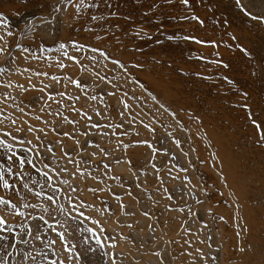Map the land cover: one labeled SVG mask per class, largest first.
Returning a JSON list of instances; mask_svg holds the SVG:
<instances>
[{
  "label": "rangeland",
  "instance_id": "rangeland-1",
  "mask_svg": "<svg viewBox=\"0 0 264 264\" xmlns=\"http://www.w3.org/2000/svg\"><path fill=\"white\" fill-rule=\"evenodd\" d=\"M0 14V261L264 264V0Z\"/></svg>",
  "mask_w": 264,
  "mask_h": 264
},
{
  "label": "snow or ice",
  "instance_id": "snow-or-ice-1",
  "mask_svg": "<svg viewBox=\"0 0 264 264\" xmlns=\"http://www.w3.org/2000/svg\"><path fill=\"white\" fill-rule=\"evenodd\" d=\"M183 2L185 4H187L188 0H183ZM237 3H239V0H237ZM95 18L96 17H93V19H95ZM194 19H197V18L194 17ZM0 23H2L5 27L7 26V21H6V19H4L2 14H0ZM9 35H11V33H9ZM0 39H3V37H0ZM185 39H188V37H185ZM198 42L199 43H203V42H200V41H198ZM61 47H63V45H61ZM3 51H4V49L0 48V53H3ZM0 71H2V70H0ZM13 123H15V121H13ZM256 127L259 129V125H256ZM5 135H7V133H5ZM261 139H264V133H262ZM0 147H3L6 151H9V152L12 151V145L10 143H5L3 140H0ZM13 155H15V153H13ZM9 159H11V157H9ZM19 164L22 167L23 164H24V160L23 159L19 160ZM4 171H5V169H3L2 166H0V181L3 182V187L4 188H9L10 187L9 181L4 179ZM7 171H11V169H7ZM45 176H47V173H45ZM48 179L50 180L51 178L49 177ZM25 187H27V185H25ZM48 200H50V201L53 200V197L49 196ZM0 206L9 207L12 210H15L16 207H17L15 204H12L9 200H5L3 198H0ZM4 224H5V220L3 218H0V230H2V226ZM35 228H36V231L39 232L40 229H41V225L37 224L35 226ZM60 235H61V239H63V235L62 234H60ZM4 240H5V237L0 236V248L9 247V245L3 243ZM24 242L27 243V241H24ZM96 243L99 244L100 241L97 240ZM6 255H7L6 253L0 252V256H5L6 257ZM33 259H35V257H33ZM0 264H7V259L5 258L3 261H0ZM51 264H56V262L52 261Z\"/></svg>",
  "mask_w": 264,
  "mask_h": 264
},
{
  "label": "bare ground",
  "instance_id": "bare-ground-1",
  "mask_svg": "<svg viewBox=\"0 0 264 264\" xmlns=\"http://www.w3.org/2000/svg\"><path fill=\"white\" fill-rule=\"evenodd\" d=\"M149 2V1H148Z\"/></svg>",
  "mask_w": 264,
  "mask_h": 264
}]
</instances>
